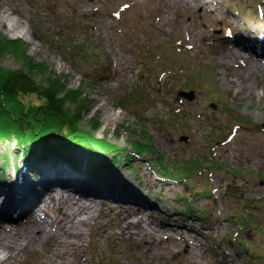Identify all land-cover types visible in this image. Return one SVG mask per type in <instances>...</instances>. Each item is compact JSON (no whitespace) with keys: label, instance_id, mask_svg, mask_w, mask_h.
Returning <instances> with one entry per match:
<instances>
[{"label":"rangeland","instance_id":"1","mask_svg":"<svg viewBox=\"0 0 264 264\" xmlns=\"http://www.w3.org/2000/svg\"><path fill=\"white\" fill-rule=\"evenodd\" d=\"M216 1L217 10L207 16L201 2L192 0H0L12 17L21 19L38 49L33 51V44L23 36L6 32L5 23L0 24V38L18 40L28 62L39 68L29 71L10 47L1 52L0 67L30 72L36 85H57L56 97L69 114L80 117L79 126L116 149L102 153L95 166H90L83 157L89 155L84 154V145L59 139L62 153L83 149L76 165L107 173L109 168L103 167L107 161L116 171L137 180L134 172L139 162L137 167L155 180L151 189L140 184L142 192L156 203L155 221H183L200 228L219 218L222 226L202 227L208 232L206 241L225 249L220 255L228 264H263V98L236 95L234 87L225 82L219 62L233 49L229 39L241 27L264 33V0ZM225 26L233 32L223 34ZM159 48H167V60L155 63ZM239 70L248 74L247 69ZM139 85L148 87L150 100L144 99L135 110L121 108L117 103L121 95ZM176 88L191 90L192 98L177 96ZM24 95L18 96L24 106L39 109L45 102L36 93ZM102 102L123 117L105 125L102 110H96ZM135 143H147L149 151L143 148L132 153ZM17 151L13 143H0V169L12 171L11 165L17 163L43 161L35 160L43 153L23 160ZM245 156L252 161L247 162ZM89 171L82 169V173ZM160 182H166L167 189ZM111 202L106 214L97 213L95 222L116 220L118 209ZM239 219L256 220L260 227L243 229L236 224ZM114 230L112 224L100 235L85 236L87 264H160L158 253L169 258L177 250L185 255L181 240L172 242L161 235L146 254L127 239L111 240ZM52 244L48 239L36 247L24 264H39V254ZM200 250L207 256L199 257ZM194 252L187 256L192 264H216L210 246L201 244ZM174 260V264H185L178 255Z\"/></svg>","mask_w":264,"mask_h":264},{"label":"bare ground","instance_id":"2","mask_svg":"<svg viewBox=\"0 0 264 264\" xmlns=\"http://www.w3.org/2000/svg\"><path fill=\"white\" fill-rule=\"evenodd\" d=\"M192 1L201 2L207 16L217 10L213 6L216 0ZM10 13L0 3V24H7L4 30L19 34L32 43L33 38L25 31L21 19L12 17ZM229 42L233 49L225 52L227 56L222 55L223 59L219 62L224 69L225 82L234 87L236 95H255L263 98L264 103V79H260L264 74V36L256 29L243 27L231 36ZM31 48L37 50V44L31 45ZM234 60L237 63L231 65L229 62ZM239 68L247 69L248 74ZM261 107L264 108V104ZM98 109L102 110L105 125L123 117L120 111H110L106 102H102ZM81 153L75 149H71L70 153L59 151L58 159L43 156L40 159L45 162H26L25 166L18 163L12 171L0 169V264H24V259L48 239H52L53 244L49 250L39 254V264H87L85 236L89 239L92 233L100 235L112 224L116 230L110 232L111 240L127 239L134 249L143 250L146 254L157 245L161 235L171 238L172 242L181 240L185 255L182 256L177 250L171 252L169 258L158 253L156 256L160 264H167L168 259L174 264L176 255L182 257L185 264H192L194 261L187 256L195 253L201 244L210 246L216 264H228L224 256L220 255L221 252L225 253V249L217 243L211 245L207 242L205 237L208 232L202 229L222 226L219 218L200 228L183 221H155L156 203L141 189V185L151 189L155 180L147 171L137 167L139 162H136L134 172L138 177L136 180L116 171L107 161L103 163L104 169L109 168L107 173L101 172L99 168L89 171L82 164H74ZM245 158L247 162L252 161L251 157ZM82 169L89 171L88 174L82 173ZM160 183L161 187L167 189L166 182ZM109 200L118 209L116 220L95 222L99 211L106 214ZM174 217L170 215V218ZM93 227L96 229L94 232ZM198 255L207 256L204 250L198 251Z\"/></svg>","mask_w":264,"mask_h":264},{"label":"trees","instance_id":"3","mask_svg":"<svg viewBox=\"0 0 264 264\" xmlns=\"http://www.w3.org/2000/svg\"><path fill=\"white\" fill-rule=\"evenodd\" d=\"M9 47L27 65L29 71L33 68H39V64L28 62L26 55L21 52L22 47L18 40L0 38V54ZM166 49L159 48L157 51L158 59L155 63L165 58ZM161 54H163L162 57ZM165 59L167 60V58ZM191 64L193 68H196L195 62L191 61ZM182 70H184V67ZM27 73L22 72L20 69L7 70L0 67V143H13L15 148L19 150L17 151L18 155L19 152L22 155L34 154L36 145L39 146L37 148H39L40 153L55 155L59 152V148L63 147L62 144L58 143L59 139L70 138L72 141L74 140L73 142H79L76 143L77 145H84L83 148L86 150L84 154H89L84 157L88 165L96 164V159L102 153L116 151L112 144L97 139L85 129L83 130L78 124L80 117L72 116L62 107L61 102L56 97L59 91L57 85L53 88L36 85L30 78V74ZM31 93H36L44 98L45 102L39 109L38 107L32 108L27 104L24 106L18 97L21 94L25 96L24 94ZM150 98L151 94L148 87L139 85V87L137 86L135 89L121 95L117 103L123 109L135 110L140 107L144 99L148 101ZM49 137L50 139H48ZM135 144L132 153H138L143 148L149 151L147 143ZM191 167L193 169V166ZM238 218L241 217L238 216ZM242 220H246L245 217ZM242 220H237L236 224L243 229L249 225L260 227L259 222L256 220L247 219L248 222ZM250 252L255 255L253 251Z\"/></svg>","mask_w":264,"mask_h":264},{"label":"water","instance_id":"4","mask_svg":"<svg viewBox=\"0 0 264 264\" xmlns=\"http://www.w3.org/2000/svg\"><path fill=\"white\" fill-rule=\"evenodd\" d=\"M178 95L184 96V97H186L187 99H191L193 93H192V91H190V92L179 91V92H178ZM263 126H264V124H263Z\"/></svg>","mask_w":264,"mask_h":264}]
</instances>
